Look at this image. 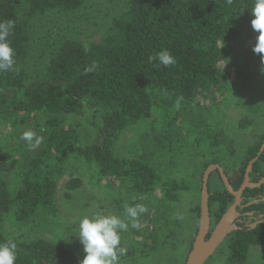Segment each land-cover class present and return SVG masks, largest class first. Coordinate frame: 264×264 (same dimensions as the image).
<instances>
[{"label": "trees", "instance_id": "1", "mask_svg": "<svg viewBox=\"0 0 264 264\" xmlns=\"http://www.w3.org/2000/svg\"><path fill=\"white\" fill-rule=\"evenodd\" d=\"M86 2L0 0V22L15 21L9 36L15 70L0 72V116L43 114L45 123V129L36 134L42 138L39 146L29 147L25 141L20 147L24 155L17 164L19 184L14 191L5 176L6 152L0 144V242L11 238L17 243L15 264H79L84 258L66 242L13 238L5 233L6 220L13 211L20 223L57 215L58 168L81 162L97 167L137 196L160 189L176 199L179 190L189 188L187 183L158 173L143 158L117 156L114 146L120 135L151 117L155 109L177 113L191 106L200 93L224 90L228 81L224 64L230 45L240 49L242 66L237 75L241 81L251 80L252 72L264 73L261 54L253 51L258 36L251 24L253 0H127L99 39L85 43L65 38L48 59L44 76L30 80L23 64L29 52L32 17L57 9L76 12ZM162 50H168L176 63L161 64L157 54ZM88 68L93 70L86 71ZM86 104L102 110L101 124L96 123L90 144L81 142L75 126L65 124L68 116L81 113ZM252 125L253 119L247 117L239 121L240 129ZM263 142L264 129L248 147L244 164L231 173L225 169L235 189L243 183L248 163ZM214 162L220 163V159L209 158L204 165ZM263 176L264 152L253 166L251 180L257 182ZM200 181L201 190L202 177ZM81 184L80 178L73 177L66 184V194L71 195L70 191ZM223 186L222 190L210 189L214 224L234 201ZM263 195L264 184L247 188L243 204ZM194 211L199 215L200 205ZM239 211L264 214V201ZM225 243L229 248L227 264H246L251 249L264 246V223L254 228L243 225Z\"/></svg>", "mask_w": 264, "mask_h": 264}, {"label": "rangeland", "instance_id": "2", "mask_svg": "<svg viewBox=\"0 0 264 264\" xmlns=\"http://www.w3.org/2000/svg\"><path fill=\"white\" fill-rule=\"evenodd\" d=\"M126 1L87 0L76 12L57 9L32 17L29 52L23 64L30 80L44 76L48 59L65 38L85 43L99 39L113 17L123 11ZM227 51L224 65L228 81L224 90L200 93L191 106L177 113L153 110L151 117L122 133L114 146L117 156L143 158L158 173L187 183L189 188L179 190L176 199L168 198L160 189L137 196L97 167L73 162L57 170V215H41L20 223L13 211L6 220L5 233L13 238L45 237L66 242L85 256L77 236L80 219L93 214L116 215L129 224L121 233L127 257L119 259V264H185L198 230L199 215L194 207L201 202L204 162L218 157L223 167L233 172L244 164L248 147L264 129V73L252 72L251 80L241 81L237 75L242 66L240 49L230 45ZM101 114L102 110L86 104L81 113L68 116L65 124L75 126L81 142L90 144L96 134V123L101 124ZM245 117L253 119L252 127L246 130L239 127V121ZM25 129L40 133L39 129H45L44 115L0 116V144L6 152L5 176L12 191L19 184L16 170L24 155L20 147L26 145L21 139ZM73 177L80 178L82 184L67 195L66 184ZM223 187L220 174L214 172L211 191ZM126 204H143L147 208L139 216V228H132L124 215ZM228 253L224 242L206 264H227ZM246 264H264V246L253 247Z\"/></svg>", "mask_w": 264, "mask_h": 264}, {"label": "clouds", "instance_id": "3", "mask_svg": "<svg viewBox=\"0 0 264 264\" xmlns=\"http://www.w3.org/2000/svg\"><path fill=\"white\" fill-rule=\"evenodd\" d=\"M251 13L253 30L258 33L253 51L261 54V62L264 65V0H253ZM14 27V20L0 22V72L15 70V51L9 40ZM157 57L164 66L176 63L168 50L160 51ZM21 139L26 141L29 147L39 146L42 142V138L31 129H25ZM146 211L147 208L143 204L134 206L126 204L124 215L131 221L132 228H139V216ZM128 227L129 224L116 215L83 216L79 221L77 236L84 246L86 255L79 264H119V258L127 253V249L121 246V233ZM16 260L17 243L11 238L0 242V264H15Z\"/></svg>", "mask_w": 264, "mask_h": 264}, {"label": "water", "instance_id": "4", "mask_svg": "<svg viewBox=\"0 0 264 264\" xmlns=\"http://www.w3.org/2000/svg\"><path fill=\"white\" fill-rule=\"evenodd\" d=\"M264 152V142L257 153V155L250 160L245 171L244 181L238 189H235L230 181V177L221 163L209 164L203 173L201 202L199 212V224L197 234L189 250L185 264H206V262L217 252V250L226 242L228 236L238 229H243L237 224V220L241 216L239 207H247L252 204L264 201V195L258 199H254L243 205V194L247 188L261 187L264 184V176L259 181L251 180V172L254 164L258 161ZM214 172H218L221 176L225 188L234 196L233 203L229 206L227 211L223 214L220 220L214 224L211 215L210 207V180ZM249 214H253L250 212ZM260 220L251 224V228L258 224L264 223V214L260 215Z\"/></svg>", "mask_w": 264, "mask_h": 264}, {"label": "flooded vegetation", "instance_id": "5", "mask_svg": "<svg viewBox=\"0 0 264 264\" xmlns=\"http://www.w3.org/2000/svg\"><path fill=\"white\" fill-rule=\"evenodd\" d=\"M243 205H245V204H243ZM239 208H242V207H239ZM250 212H253V214H249ZM260 215H261L260 213H257L255 211H247V212H243V213L241 212V216L239 217V220H237V224L239 226H242V227H243V225L251 227V224L256 223L257 221H259L261 219Z\"/></svg>", "mask_w": 264, "mask_h": 264}]
</instances>
